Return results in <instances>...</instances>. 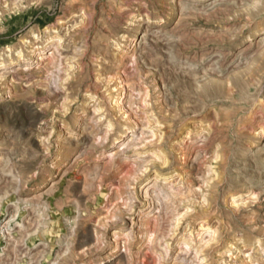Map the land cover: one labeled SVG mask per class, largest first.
<instances>
[{"label": "rangeland", "instance_id": "obj_1", "mask_svg": "<svg viewBox=\"0 0 264 264\" xmlns=\"http://www.w3.org/2000/svg\"><path fill=\"white\" fill-rule=\"evenodd\" d=\"M0 264H264V0H0Z\"/></svg>", "mask_w": 264, "mask_h": 264}]
</instances>
